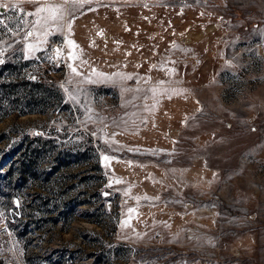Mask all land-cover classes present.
<instances>
[{"label": "rangeland", "instance_id": "obj_1", "mask_svg": "<svg viewBox=\"0 0 264 264\" xmlns=\"http://www.w3.org/2000/svg\"><path fill=\"white\" fill-rule=\"evenodd\" d=\"M0 4V264H264V0Z\"/></svg>", "mask_w": 264, "mask_h": 264}, {"label": "built area", "instance_id": "obj_2", "mask_svg": "<svg viewBox=\"0 0 264 264\" xmlns=\"http://www.w3.org/2000/svg\"><path fill=\"white\" fill-rule=\"evenodd\" d=\"M57 50L58 49L54 47L49 50V60L55 67L63 68L65 66V59L60 56L59 51Z\"/></svg>", "mask_w": 264, "mask_h": 264}, {"label": "crops", "instance_id": "obj_3", "mask_svg": "<svg viewBox=\"0 0 264 264\" xmlns=\"http://www.w3.org/2000/svg\"><path fill=\"white\" fill-rule=\"evenodd\" d=\"M144 7H147V10H146V11L144 10L143 13H141V12L138 10L137 15H138V14L143 15V16H142V17L144 18V19H143V23H145L144 21H147L148 25H149L150 23H151V25L154 24V16H151V11H150V7H152V6H150V4H148V5L144 6ZM137 18H140V16L138 15ZM145 19H146V20H145ZM139 21H140V20H139Z\"/></svg>", "mask_w": 264, "mask_h": 264}, {"label": "snow or ice", "instance_id": "obj_4", "mask_svg": "<svg viewBox=\"0 0 264 264\" xmlns=\"http://www.w3.org/2000/svg\"><path fill=\"white\" fill-rule=\"evenodd\" d=\"M74 2H77V0H74ZM0 7H4V5L3 4H0ZM41 11H44V9H40ZM53 11H55V10H53ZM3 25V22L2 21H0V26H2ZM27 35L28 36H30L31 35V33H27ZM29 47L31 48V45H29ZM57 51H59V50H57ZM3 60H0V64H3ZM72 71L74 72V73H76L77 72V69L75 68V67H73L72 68ZM78 74V73H77ZM103 159L104 160H109L110 158L107 156V155H105L104 157H103Z\"/></svg>", "mask_w": 264, "mask_h": 264}, {"label": "trees", "instance_id": "obj_5", "mask_svg": "<svg viewBox=\"0 0 264 264\" xmlns=\"http://www.w3.org/2000/svg\"><path fill=\"white\" fill-rule=\"evenodd\" d=\"M1 119V118H0Z\"/></svg>", "mask_w": 264, "mask_h": 264}]
</instances>
